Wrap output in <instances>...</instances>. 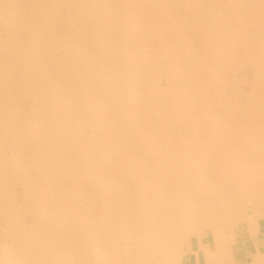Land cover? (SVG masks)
Segmentation results:
<instances>
[{"label":"bare ground","instance_id":"6f19581e","mask_svg":"<svg viewBox=\"0 0 264 264\" xmlns=\"http://www.w3.org/2000/svg\"><path fill=\"white\" fill-rule=\"evenodd\" d=\"M151 1L125 2L121 33L138 39L113 41L91 26L105 0H0V264H179L206 228L214 250L201 243L205 264H230L234 226L258 233L264 0ZM52 26L61 31L49 34ZM244 64L255 92L231 102L226 91ZM121 66L125 87L129 74L166 85L124 96L114 90ZM139 108L154 125L162 109H181L174 120L190 131L137 135L142 145L124 164L104 167L105 134L131 130ZM170 140V153L182 146L176 155L160 151ZM249 264H264V251Z\"/></svg>","mask_w":264,"mask_h":264},{"label":"rangeland","instance_id":"374dc122","mask_svg":"<svg viewBox=\"0 0 264 264\" xmlns=\"http://www.w3.org/2000/svg\"><path fill=\"white\" fill-rule=\"evenodd\" d=\"M105 1L108 4V6H105V7L108 10L107 9H106L107 11L105 9L97 10V12H95V14L97 15V17L91 20L92 21L91 22V26H92V28L96 29V32H98L97 34H99V36H102V37L103 36L110 37L111 39H113V41H117L118 38L121 41H125V40L126 41H129V40L135 41V39H138L136 37H130V36H128L129 34L128 35L122 34L121 33L122 31L120 30L121 28H123V27L120 26L121 25L120 23H122V22L125 21V18H124L126 16L125 13L126 12L129 13L128 10H130V7L128 6V4H130V0H125V1L124 0H105ZM126 1H127L128 4H126L125 7H124V4H125ZM140 1L143 3V5H146V6H148V5H150L152 3L151 0H140ZM156 1H158V3H160V4L164 5V6L177 5V7L179 6L178 8H180V7H188L189 3H194V2L196 4L198 3V0L197 1L196 0H186V2H185V0L184 1L183 0H180V1L179 0H169V1L168 0H161V1L160 0H156ZM175 1H177V2H175ZM117 2H119V3H117ZM218 2H220L221 4H226L228 1H226V0H218ZM153 3H155V2H153ZM200 3L202 4V2H200ZM109 7H110V9H109ZM98 13H100L101 15L98 14ZM186 14H187V16H189L190 14H192V12H187ZM99 15H100V17H99ZM175 15L177 16L178 14L176 13ZM197 15H199V13H197ZM118 17H120V18H118ZM117 18H118V23H116L117 22ZM93 20H95V21H93ZM115 23H116V25H115ZM110 25H112V26H110ZM108 26H109V28H108ZM69 27L72 30L74 29V26H73L72 23L69 25ZM50 28L51 27H49V29ZM101 28L102 29L105 28V29H103L104 31ZM49 29L47 31V32H49V34L50 33L51 34H53V33L58 34L61 31V28L58 27V26H52V28L50 29V31H49ZM112 30H114V31H112ZM151 32H154V31H151ZM171 32H172V30L169 32V35L171 34ZM117 33H119V34L117 35ZM143 33H144V31L142 32V34ZM184 33H185V35H187V33H188V35L191 36L190 38H193V39H195V38L198 37V35H196V33H198L197 30H194L193 33H192L191 32V29H189V30L188 29H185V32ZM111 34H113L114 36L111 35ZM123 35H124V37H123ZM117 36H118V38H117ZM148 37H150V36H148ZM144 38L145 39H148L147 38V34L144 36ZM199 39H201V38L199 37ZM251 68H252L251 66L244 64V66H239V67H237L234 70V73L235 74L233 76V78H234L233 86L232 87L229 86L228 89H227V91H226L228 93V95H229L228 96V100L229 101L233 102L236 99H239V100H244V99L245 100H249L250 97H251V95L254 94L255 91L253 89L250 90V86H249V83L252 81V78L255 76V71L253 70V68L252 69ZM118 70H119L118 73H119V76L121 77L120 78L121 80H119L120 81V84L118 86H116V89H114V90L120 92L124 96H127L130 93H134V91L141 92V90L143 89V87L145 85H147L146 87H148L149 89L154 90L153 92L159 94L160 91H162L163 88L166 85L165 80H164L163 77H161L159 79L155 78V79H151V80L150 79H147V80L146 79H144V80L143 79H140V81H138L137 77L134 78L132 76V74H129L130 75V78H129V81H128L129 87H125L123 85V81L122 80L128 74V71L129 70L127 68L122 67V66ZM236 77H237V79H236ZM163 80H164V82H163ZM121 82H122V84H121ZM132 83L134 85H132ZM135 85H136V87H135ZM142 85H144V86H142ZM236 91H237V93H236ZM160 95L162 96L161 97L162 100H164L165 98L163 97V95L162 94H160ZM158 97H159V95L154 98L155 99V102H154L153 99L151 101H149V105H152V106L153 105H156V101L158 102V100L161 99V98H158ZM143 109L144 108H139V109L136 110V113H135V116H134V122H132V123L130 122L129 123V124H132L133 125V127H132L131 130L130 129H127V127H124L123 129L119 130L118 133H117V130H113V131H111V134L110 133L109 134H105L106 137H111V140H110L111 143H109V145L111 144V148H109V150H107L106 155L100 161L101 164L104 167L107 166L108 168H116L117 166L120 167L122 164H124L125 163L124 158L125 159L126 158L128 159L129 158V154L135 152V149L139 148L142 145V142L140 141V139L138 137H136L137 135H140V134L146 133V132H155L156 134L154 133V135L156 136V135H159V134H157V132H161L160 134H164V133H167V132L170 133L171 131H172V133H179V132H183V131H190L189 125H185L184 126V124L182 125L177 120H174L175 118L180 117L179 115H181V109H178L177 108V110L175 112L174 111L172 112L171 109H169V110H167V109L166 110H163L162 109L161 110V116L159 117L161 119V121L157 125L152 124L151 119H150V121H148V118L143 113ZM218 110L219 109L216 110V109H212L211 108V110H209V111L210 112L217 113ZM146 118H147V120H146ZM156 118H158L157 115L156 116H153V119L154 120H156ZM144 123H146V124H144ZM136 128H138L139 131ZM123 130H125V131L123 132ZM125 136H127V137H125ZM113 137H114V139H113ZM118 139H120L121 141L119 140L120 141L119 142ZM170 142H172V141L171 140L170 141H161L160 151H162V152L167 151V152L170 153V151H172V149H170V147L172 145V144H170ZM186 144H188V143H186ZM180 147H182V146H181V144L178 143V146H176V148H175L176 149L175 152H180L179 151V148ZM7 150H9V148ZM181 151L184 152L186 150L181 149ZM9 152H10V150H9ZM175 152L173 154L172 153H170V154L176 155ZM125 156H127V157H125ZM114 172H116V171H114ZM63 179H65V178H63ZM12 187H13V189H15L16 193L19 194V192H18V189H19L18 185H15V188H14V186H12ZM111 193L113 194V195L110 194L111 197H117L116 195H118L116 190H113V192H111ZM115 193H116V195H115ZM261 210L264 212V207H262ZM263 221L264 220L261 219L260 220V225L258 227H256V231L258 232L256 235H250V233L247 231L244 223L242 225H241V223H239V224H236L234 226V233H235V237L237 239V242L233 245L234 257H233V259H231L230 264H249L251 262L253 256H254V254L257 251H259V250L264 251V247H263L264 246V238H263L264 237V224H263L264 222ZM202 229L203 228L199 229V231H197V233L201 232L200 230H202ZM232 229L233 228H230V231L231 232H232ZM204 231L207 234V237H204L202 239V241L199 240L197 237L195 238V236H193L192 239L189 241V243L191 244V250H188L187 245L184 244V248L181 250V255H182V258L181 259L182 260H181V263H179V264H205V255H204V252H203L204 250H200V248L202 246L201 243L202 242L205 243V244L207 243V245H209V249L211 251L214 250V244H213L212 237H211L212 230L210 228H206V229H204ZM255 240H257L258 241L257 244H259L257 247H255V245H256V243H254ZM184 255H186L187 257L184 256Z\"/></svg>","mask_w":264,"mask_h":264}]
</instances>
